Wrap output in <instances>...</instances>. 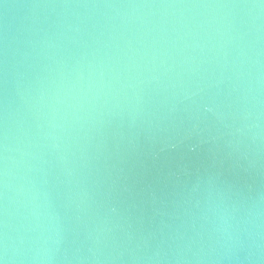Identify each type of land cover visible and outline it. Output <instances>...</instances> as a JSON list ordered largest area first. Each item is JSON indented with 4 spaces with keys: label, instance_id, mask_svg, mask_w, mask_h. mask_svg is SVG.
Returning <instances> with one entry per match:
<instances>
[{
    "label": "clouds",
    "instance_id": "clouds-1",
    "mask_svg": "<svg viewBox=\"0 0 264 264\" xmlns=\"http://www.w3.org/2000/svg\"><path fill=\"white\" fill-rule=\"evenodd\" d=\"M24 19L4 38L15 93L0 115V264H264V191L209 180L168 235L133 246L112 215L133 189L101 190L89 151L161 94L227 108L264 139V0H33ZM153 147L162 171L168 149Z\"/></svg>",
    "mask_w": 264,
    "mask_h": 264
},
{
    "label": "water",
    "instance_id": "water-1",
    "mask_svg": "<svg viewBox=\"0 0 264 264\" xmlns=\"http://www.w3.org/2000/svg\"><path fill=\"white\" fill-rule=\"evenodd\" d=\"M32 2L0 0V115L15 93L4 38L27 23L26 6ZM257 132L249 131L242 118L227 108L218 117L191 101L181 104L164 94L154 96L140 116L114 118L96 135L89 150L91 180L101 190L112 181L121 190L125 184L133 189L112 215L122 214L121 223L132 234L133 246L142 235L154 247L161 231L168 235L180 224L176 214L182 197L202 190L209 180L235 185L242 198H255L264 191V139L254 136ZM154 145L168 149L161 156L168 157L162 171L157 168ZM83 239V231L69 235L70 256Z\"/></svg>",
    "mask_w": 264,
    "mask_h": 264
}]
</instances>
